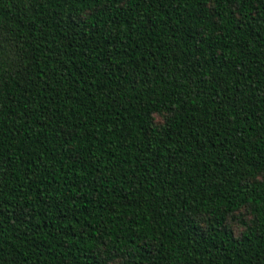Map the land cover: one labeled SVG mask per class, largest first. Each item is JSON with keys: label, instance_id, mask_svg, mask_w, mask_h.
Here are the masks:
<instances>
[{"label": "trees", "instance_id": "1", "mask_svg": "<svg viewBox=\"0 0 264 264\" xmlns=\"http://www.w3.org/2000/svg\"><path fill=\"white\" fill-rule=\"evenodd\" d=\"M0 264H264V0H0Z\"/></svg>", "mask_w": 264, "mask_h": 264}]
</instances>
